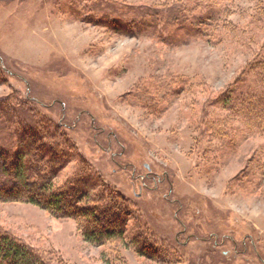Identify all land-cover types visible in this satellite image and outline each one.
Wrapping results in <instances>:
<instances>
[{
    "label": "rangeland",
    "instance_id": "obj_1",
    "mask_svg": "<svg viewBox=\"0 0 264 264\" xmlns=\"http://www.w3.org/2000/svg\"><path fill=\"white\" fill-rule=\"evenodd\" d=\"M106 1L0 0V144L15 141L10 114L16 126L58 123L72 154L54 186L86 172L99 183L93 196L105 191L128 209L126 238L140 233L167 261L139 255L128 239L91 244L76 219L22 199L0 200V230L50 264H264V134H242L222 153L209 131L225 114L211 100L253 57L248 38L181 33L171 44L159 30L119 33L92 21ZM117 2L167 10L186 0ZM252 5L232 0L226 21L242 23ZM170 76L186 83L159 110L138 103Z\"/></svg>",
    "mask_w": 264,
    "mask_h": 264
},
{
    "label": "trees",
    "instance_id": "obj_2",
    "mask_svg": "<svg viewBox=\"0 0 264 264\" xmlns=\"http://www.w3.org/2000/svg\"><path fill=\"white\" fill-rule=\"evenodd\" d=\"M251 1V14L236 24L225 19L232 0H194L197 12L190 7L193 2L189 0L176 3L167 10L129 7L117 0H107L97 6L92 21L131 36L159 30L160 37L164 36L171 44L179 41L181 33L195 35L197 32L205 36L207 42L215 43H219L224 35L248 38L254 49L253 57L233 82L211 100L215 113H225L220 117L222 122L220 119L214 122L217 126H227L221 130L215 125L209 131L218 136L222 153L231 149L233 152L242 134H264V1ZM177 83L186 82L182 77L170 76L158 84L157 93H139L138 103L145 109L159 110L171 95L173 84ZM11 116L7 117L5 127L15 141L11 145L0 144V186L5 188V192L0 191V200L22 199L56 216L72 217L80 224L84 240L91 244L103 245L112 240L128 239L126 243L139 255L159 262L167 261L166 251L154 243H147L140 233L126 238L128 209L105 191L101 196H93L91 191L99 183L86 172L70 176L64 185L54 186L51 177L68 163L72 154L70 148L59 140L58 123L52 124L49 119L37 116L33 122H21L20 125L25 124L21 127L16 126ZM229 116L239 125L231 124L232 120L227 123ZM0 264L50 263L30 245L0 230Z\"/></svg>",
    "mask_w": 264,
    "mask_h": 264
}]
</instances>
